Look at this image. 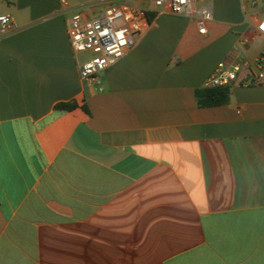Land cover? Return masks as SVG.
<instances>
[{
	"label": "crops",
	"instance_id": "crops-1",
	"mask_svg": "<svg viewBox=\"0 0 264 264\" xmlns=\"http://www.w3.org/2000/svg\"><path fill=\"white\" fill-rule=\"evenodd\" d=\"M117 1L0 0V264H264V87L195 97L219 63L264 50V0H204L203 35L151 11L124 58L82 80L72 17Z\"/></svg>",
	"mask_w": 264,
	"mask_h": 264
},
{
	"label": "built area",
	"instance_id": "built-area-1",
	"mask_svg": "<svg viewBox=\"0 0 264 264\" xmlns=\"http://www.w3.org/2000/svg\"><path fill=\"white\" fill-rule=\"evenodd\" d=\"M67 5L66 0H61ZM153 10L137 7L126 0L110 2L98 16L85 18L82 14L72 17L68 36L76 55L90 54L79 65L82 80H95L101 73L115 66L135 46L136 38L150 24V12H166L196 18L199 34L206 33L212 21V11L200 6L204 0H151ZM256 1L254 2V4ZM12 30L9 15L0 16V33ZM256 33L264 35V18L257 24ZM264 87V50L253 64L219 63L205 83L206 88Z\"/></svg>",
	"mask_w": 264,
	"mask_h": 264
},
{
	"label": "trees",
	"instance_id": "trees-1",
	"mask_svg": "<svg viewBox=\"0 0 264 264\" xmlns=\"http://www.w3.org/2000/svg\"><path fill=\"white\" fill-rule=\"evenodd\" d=\"M231 88H200L195 91L197 104L200 108L226 105L230 101ZM77 107L76 103H62L57 109L71 111Z\"/></svg>",
	"mask_w": 264,
	"mask_h": 264
}]
</instances>
